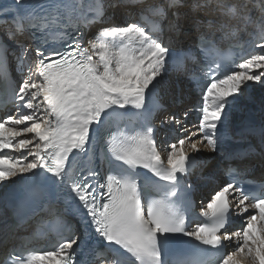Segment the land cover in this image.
Here are the masks:
<instances>
[{
  "label": "snow or ice",
  "instance_id": "6c2138e0",
  "mask_svg": "<svg viewBox=\"0 0 264 264\" xmlns=\"http://www.w3.org/2000/svg\"><path fill=\"white\" fill-rule=\"evenodd\" d=\"M0 89V264H264V0H9Z\"/></svg>",
  "mask_w": 264,
  "mask_h": 264
},
{
  "label": "bare ground",
  "instance_id": "6f19581e",
  "mask_svg": "<svg viewBox=\"0 0 264 264\" xmlns=\"http://www.w3.org/2000/svg\"><path fill=\"white\" fill-rule=\"evenodd\" d=\"M8 2H9V0H0V6H3V5H5V4H7ZM6 110H7V109L3 110V112H5ZM3 112H1V114H3ZM253 115H254V117H255L257 120H259L260 117H261V113H260L259 110H257V112H256V111L253 112ZM193 119H195V116H193ZM253 144H255V140H253ZM258 150H259V149H258ZM253 162L259 164V158H255V159L253 160ZM253 164H254V163H253ZM259 165H260V164H259ZM256 167H258V165H256ZM262 171H263V168L259 170V172H262ZM232 230H236V229L233 228ZM229 250H231V249H229Z\"/></svg>",
  "mask_w": 264,
  "mask_h": 264
},
{
  "label": "rangeland",
  "instance_id": "374dc122",
  "mask_svg": "<svg viewBox=\"0 0 264 264\" xmlns=\"http://www.w3.org/2000/svg\"><path fill=\"white\" fill-rule=\"evenodd\" d=\"M261 88L258 85H252L251 89H250V93L252 95H254L257 99L259 98L260 94H261ZM258 108L256 110H254V112H257Z\"/></svg>",
  "mask_w": 264,
  "mask_h": 264
}]
</instances>
